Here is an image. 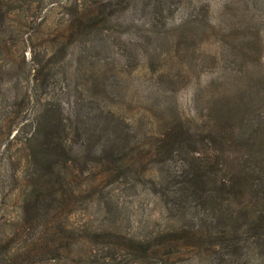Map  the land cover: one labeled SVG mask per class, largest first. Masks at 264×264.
Segmentation results:
<instances>
[{"label": "rangeland", "instance_id": "rangeland-1", "mask_svg": "<svg viewBox=\"0 0 264 264\" xmlns=\"http://www.w3.org/2000/svg\"><path fill=\"white\" fill-rule=\"evenodd\" d=\"M140 4L123 13L128 24L108 28L106 51L77 61L78 45H70L65 56L57 52L62 22L57 6L10 16V31L0 39V79L15 86L16 99L10 121L0 128L7 133L0 144V264H232L207 244L198 247L206 251L196 252L191 247L196 240L173 231L179 214L188 219V211L196 214L197 208L183 213L168 208L162 187L171 188L166 173L177 159L154 146L165 133L199 130L218 104L228 101L235 112L240 100L264 93V0H164L150 16ZM75 101L96 114L97 139L122 135L123 149L111 143L122 164L96 163L112 161L104 152L84 156L85 168L70 172L75 198L61 207L65 229L57 248L49 255L13 258L2 250L21 244V235L9 231L19 230L21 198L40 172L36 143L50 131L48 125L62 140L77 139L68 131ZM39 121L32 141L29 134ZM58 165L61 177L65 165ZM47 219L38 216L33 224ZM32 227L27 232L37 228Z\"/></svg>", "mask_w": 264, "mask_h": 264}, {"label": "trees", "instance_id": "trees-1", "mask_svg": "<svg viewBox=\"0 0 264 264\" xmlns=\"http://www.w3.org/2000/svg\"><path fill=\"white\" fill-rule=\"evenodd\" d=\"M137 1L0 0V39L9 33L10 16L15 11L55 5L62 18L59 28L61 40L56 41L61 45L56 48L57 52L65 56L70 45H78L73 51L76 61L85 56L96 57L100 51L107 50L103 41L109 37L106 33L108 28L128 24L122 15L127 9L134 8ZM140 1V8L150 16L156 8L162 7L164 0ZM45 79L47 76L42 79V85ZM12 86L9 80L0 79L2 129L11 119L10 107L16 99L15 86ZM23 95L26 99L30 97L27 91ZM239 102L235 112H232L234 105L228 101L218 104L220 107L214 109L213 118H207L206 125L203 120L199 130L165 133L162 142L155 144L154 148L159 154L167 155V159H177L175 168L166 173H170L166 181L171 188L165 190L166 186L162 187L168 208L177 213L186 212L190 206L197 208L196 214L194 210L193 213L188 211L191 214L188 219L179 214V224L173 231L178 230L183 237L196 240L191 247L198 253L206 251V247H215L213 254L230 257L232 264H246L248 260H252V264H264V93L257 92L254 100L250 98ZM47 110L44 109L46 113ZM70 113L72 127L67 129L75 132L77 139L74 142L53 135L50 133L52 126L48 125L50 131L43 133L36 143L34 164L40 172L36 173L37 177L27 186L21 198L19 230L13 228L9 231L13 237L21 235V244L14 248L6 245L2 250L6 254L11 253L13 258L24 255L31 259L32 255H49L57 248L55 243L61 238L60 231L65 229L58 218L61 207H68L75 198L70 172H75L77 166L85 168L87 162L82 159L84 156L94 158L104 152L112 161L97 158L96 163L115 164L116 167L122 164L118 151L111 146L115 142L120 150L123 149L122 135L106 134L104 138L97 139L96 114L82 108L79 102H74ZM52 125L57 127V124ZM40 127V121L36 126L34 124L28 139L37 141ZM59 129L66 136V128L61 126ZM6 136L5 131L0 132V144ZM234 145L240 148L236 149ZM59 162L65 165L61 177L58 175ZM62 179H65V185ZM42 215L47 216V221L33 224ZM33 225L37 228L27 232ZM201 244H207L203 246L204 250L198 248ZM9 248L14 250L9 252ZM143 252L148 256L147 248Z\"/></svg>", "mask_w": 264, "mask_h": 264}]
</instances>
